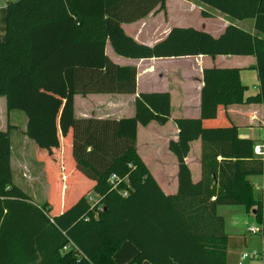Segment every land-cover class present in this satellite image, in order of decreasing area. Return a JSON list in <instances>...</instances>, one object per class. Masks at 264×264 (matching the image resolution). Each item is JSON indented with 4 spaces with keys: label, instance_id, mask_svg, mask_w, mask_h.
<instances>
[{
    "label": "trees",
    "instance_id": "trees-1",
    "mask_svg": "<svg viewBox=\"0 0 264 264\" xmlns=\"http://www.w3.org/2000/svg\"><path fill=\"white\" fill-rule=\"evenodd\" d=\"M165 1L7 0L0 97L8 111L28 118L24 134L35 141L37 159L45 165L49 198L38 205L14 182L11 131H22L8 124L0 130V264H118L114 257L126 242L138 251L129 264H227L229 236L217 212L222 205L254 212L264 240L263 201L249 180L264 173V158L254 153L253 140L239 137L226 114L232 105H264V0H196L232 20H254L255 33L232 23L219 37L173 27L149 46L124 31L123 24L146 17L159 4L164 8ZM65 41L75 50L63 61V51L54 46ZM107 41L129 59L256 58L259 92L249 97L240 69L204 70L201 116L177 119L178 140L169 143L178 160L175 194L161 189L136 148L138 125L170 120L171 95L137 94L136 67L107 57ZM75 94H136L135 115L76 120ZM199 139L202 175L194 182L186 159Z\"/></svg>",
    "mask_w": 264,
    "mask_h": 264
},
{
    "label": "crops",
    "instance_id": "crops-1",
    "mask_svg": "<svg viewBox=\"0 0 264 264\" xmlns=\"http://www.w3.org/2000/svg\"><path fill=\"white\" fill-rule=\"evenodd\" d=\"M6 6L7 1L0 0V42L5 39V27H3V24L1 25V22L2 18L5 22ZM203 12L208 13L209 16L204 17ZM231 23L250 33H255L254 20L252 19L232 20L196 0H166L164 8H161L159 4L146 17L123 24V29L138 43L152 46L165 39L173 27H193L204 30L214 37H219ZM57 32L58 29H52L50 37L56 38ZM66 37L69 36L66 35ZM58 48L63 51L61 53L64 55L63 61H65L66 54L72 57L75 50L70 41L54 46V49L60 52ZM104 52L107 57L118 65L136 67L137 94L168 92L171 95L170 120L165 125H159L156 122H152L147 126L138 125L136 141L140 158L161 189L167 194H175L179 185L178 160L169 150V143L178 140L177 119H197L201 116L204 70L213 67L240 69L241 82L247 87L246 96H253L259 92L260 83L255 56H217L215 58L187 56L180 58L129 59L117 55L109 41L106 42ZM83 54V51L77 53L76 59L78 60ZM135 99L136 94H88L87 96L75 94L73 97V117L76 120L96 121H121L133 118L135 115ZM5 107L7 108L6 98L0 97V118L2 119L0 130H5ZM10 112L12 111L7 110L8 116L11 114ZM226 114L237 126L240 138L251 139L254 141L255 146L260 145L264 149L263 104L232 105L226 109ZM16 120V122L15 119L13 122L12 118L7 120V126L8 124L14 125L22 131L19 132L16 129L11 131V137L13 131L19 134V137H17L19 141L18 150L16 153H13L14 150L11 152L12 172L13 175H17L18 181L29 182L30 189L33 192L28 193V195L36 204L43 205L49 198V184L45 165L37 159L35 141L24 134L27 131L28 124L26 114L18 116ZM18 121H20V124ZM201 152V140L192 142L186 161L194 182H198L202 175ZM257 157L264 158V155H257ZM249 180L253 184L256 199L263 201L264 206V173L262 175H251ZM43 190L45 191L42 197L43 201L34 200L41 197ZM225 208H227L226 205L219 206L217 212L221 215H228V217L225 216L226 229L230 231V235H228L227 264H236V260L232 257L235 250L230 246L232 239L231 225L235 223L233 220H236L245 229L246 223L249 222L244 219L246 215L244 212L247 214L249 212L242 206V209H244L242 212L237 210L230 215L225 212ZM237 213L238 216H235ZM233 227L238 226L233 225ZM251 227H248V231ZM243 242L247 247V239H244ZM137 252L136 247L126 242L114 259L118 264H129L137 255ZM143 264L151 263L144 262Z\"/></svg>",
    "mask_w": 264,
    "mask_h": 264
},
{
    "label": "rangeland",
    "instance_id": "rangeland-1",
    "mask_svg": "<svg viewBox=\"0 0 264 264\" xmlns=\"http://www.w3.org/2000/svg\"><path fill=\"white\" fill-rule=\"evenodd\" d=\"M13 1V0H12ZM15 1V0H14ZM3 24V27H5V22L3 21V18H2V22H1V25ZM5 113H4V119H5V130L7 129V120L12 118L13 122H14V119H15V122L17 121L16 118L20 115H25L24 113H22L21 111H12L10 112L11 114H9V116L7 115V108L5 107ZM2 121V119L0 118V122ZM12 124V121L10 122ZM18 123L20 124V121H18ZM17 123V124H18ZM28 126V124H27ZM19 137V134L14 132L12 133V137H11V142H12V150L13 153H16V151L18 150V146H19V141H18V138ZM29 137V136H28ZM33 140V139H32ZM66 153H67V157L69 159H71L72 157V148L71 146H68L67 149H66ZM13 178H14V182L16 184H18L19 186L22 187V189L25 191V193H32V189H30V184L28 181H18V177L17 175H13ZM43 194H45V191L43 190V193L41 195V197H38L39 199H34V200H42V197H43ZM92 193H89L88 196H91ZM37 198V197H36ZM237 210H239V212H242L244 209H242V206H239V205H233V206H227V208H225V212H227L228 214H232L233 212H236ZM238 212V213H239ZM238 213L235 215V216H238ZM246 215L244 217V219L247 220V222L249 223H246L245 225V229H243L242 225L238 224L236 220H233L235 221L234 224L231 225V242H230V246L233 250V259L236 260V264H238L237 262H239L240 260V257L243 253H252L254 251H256L258 253V257L257 258H253V257H250L248 258L246 261H244V264H263V261H262V252L264 251V240L261 236V233L259 234H253L251 232L248 231V227H251V226H254V227H257L259 228V224L258 222L256 221L255 217H254V213L253 212H249V214H247L246 212H244ZM221 215V214H219ZM223 216V218L226 220V217H228V215H221ZM226 216V217H225ZM226 223V221H225ZM233 225H236L238 227H233ZM225 230H226V233L227 235H230V231H228L226 229V226H225ZM229 233V234H228ZM244 239H247V247H245V244H244Z\"/></svg>",
    "mask_w": 264,
    "mask_h": 264
},
{
    "label": "built area",
    "instance_id": "built-area-1",
    "mask_svg": "<svg viewBox=\"0 0 264 264\" xmlns=\"http://www.w3.org/2000/svg\"><path fill=\"white\" fill-rule=\"evenodd\" d=\"M254 153L256 155L263 156L264 155V149H263V147L260 146V145H256L254 147ZM116 180H117V177L115 175H112L111 178H110V182L114 185V184H116ZM249 232H251L253 234H259V233H261V228L251 227V228H249ZM67 249H68L67 246L64 247V250H67ZM250 257L257 258L258 257V253L256 251H254L252 253H243L241 255V257H240V260H239L238 264H243L244 261H246Z\"/></svg>",
    "mask_w": 264,
    "mask_h": 264
}]
</instances>
